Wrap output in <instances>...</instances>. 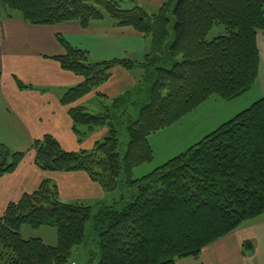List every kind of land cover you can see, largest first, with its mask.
Instances as JSON below:
<instances>
[{
	"label": "trees",
	"instance_id": "trees-1",
	"mask_svg": "<svg viewBox=\"0 0 264 264\" xmlns=\"http://www.w3.org/2000/svg\"><path fill=\"white\" fill-rule=\"evenodd\" d=\"M120 1L0 0V12L18 13L29 24L76 22L87 28L108 16L149 39L141 60L95 61L56 34L64 52L54 59L81 77L61 97L73 133L79 142L98 129L106 133L91 148L77 151L65 150L46 134L30 147L34 164L44 171H83L108 196L120 185L123 189L111 204L100 202L93 211L90 204L63 201L56 185L43 180L4 209L0 264H67L84 243L88 224L97 236L98 264H176L198 257L205 246L264 212V96L161 165L132 175L153 160L149 137L211 97L232 101L256 83L264 0H164L153 13L139 5L122 8ZM214 25L225 33L208 40ZM114 66L139 69L135 84L111 100L98 94V112L81 105ZM16 84L30 88L17 79ZM24 154L0 143V177ZM22 225L55 228L56 244L22 237ZM251 251L252 242L245 241L242 254Z\"/></svg>",
	"mask_w": 264,
	"mask_h": 264
},
{
	"label": "crops",
	"instance_id": "crops-1",
	"mask_svg": "<svg viewBox=\"0 0 264 264\" xmlns=\"http://www.w3.org/2000/svg\"><path fill=\"white\" fill-rule=\"evenodd\" d=\"M126 1L142 6L146 10H157L164 0ZM6 15L7 13L1 10L0 143L11 151L25 152V154L12 172L0 177V217L8 203L17 201L23 193L36 190L46 179L56 185L59 197L63 201H81L90 205L92 202H104L109 196L85 172L44 171L33 161L34 153L30 147L34 140L46 134L53 136L65 150L77 151L81 148H91L106 133L105 129H98L89 133L81 142L73 133L68 107L61 103V97L68 88L79 83L81 77L62 69L54 59L64 52L56 34H61L71 46L87 50L95 61L113 58L141 60L149 46V40L129 26L115 25L109 17L92 21L87 28H82L76 22L33 25L23 21L18 13H12L11 17ZM256 41L259 51L258 78L248 92L231 101L235 102L236 109L239 107L237 110L234 109V113L264 96L263 31L257 32ZM137 70L114 66L108 80L83 97L79 101L80 104L90 111L98 112L101 108L98 97L103 96L104 99L111 100L133 86L140 74L136 73L139 72ZM16 79L30 88H19ZM209 102L223 106L227 101L211 97L200 105L199 109L187 115L189 123L188 120L186 121V116L149 137L154 157L148 163L150 168L142 170L140 176L203 137L200 135L191 139V130L198 127L197 123L202 128L195 133L207 129L206 123L213 122L214 119H216L214 124L211 123L213 127L232 116L233 109H225L210 116L207 113L198 117L200 109ZM204 121L206 122L203 123ZM169 130L184 133L185 139H190V142L184 144V139H176L177 134L174 131L163 135L160 139L157 138ZM142 166L135 169V174L143 168ZM135 174L132 172V175ZM245 241L252 242V251L248 255L242 254V245ZM176 264H264V212L205 246L198 257L178 259Z\"/></svg>",
	"mask_w": 264,
	"mask_h": 264
},
{
	"label": "rangeland",
	"instance_id": "rangeland-1",
	"mask_svg": "<svg viewBox=\"0 0 264 264\" xmlns=\"http://www.w3.org/2000/svg\"><path fill=\"white\" fill-rule=\"evenodd\" d=\"M90 4H92V3H90ZM133 4L131 2L126 1V0L120 1V7H122V8H131L134 6ZM95 6L98 7L97 5H95ZM99 9L102 10L101 8H99ZM146 11L149 13L150 12L153 13L156 10L155 9H147ZM106 17H108V16H106ZM224 33H225V30H224L223 26L214 25L213 28L210 30V32L207 34V39L211 40L214 37H216L220 34H224ZM137 71H139V72H136V73H140L139 69ZM213 102H209V104H207V105L204 104L205 106H203V108L200 109V114H198V117L201 115H206L207 113H209V116H210V115H212L218 111H223L225 109L226 110L233 109L232 116H234L237 112H239L243 108H246V107H243V108L239 109L236 113H234V109L237 110L239 108V107H237V109H236L235 102H231V101H227L226 103L222 102V103H225V105H223V106L222 105H216V103H213ZM250 104L251 103H249V105ZM249 105H247V106H249ZM197 109H199V107ZM208 111H210V112H208ZM188 119H189V116H187L186 121ZM215 120L216 119H214L213 122H211L209 119L210 122L206 123L207 129L204 128L201 132L195 133L196 130H198L199 128H202L201 125H199L197 123L198 127H194L191 130V133H192L191 139L198 138V136H200V135L204 136L205 134H208L213 129H215L218 126V123L214 127L211 126V123L214 124ZM224 120H226V119H224ZM205 122L206 121H204L203 123H205ZM188 123H189V120H188ZM186 127H187V124H186ZM205 130H206V132H205ZM173 131L175 132L176 130H169L168 132H163L164 134L157 136V138L160 139L163 135L173 133ZM175 134H177L175 137L176 139H182V140L184 139L183 140L184 144H188L190 142V139H185L186 135L184 133L175 132ZM164 138H166V136H164ZM156 162H158V161H156ZM148 165L149 164H146L144 166L141 165L143 168H141V170H139V172H137V174H135L136 172L134 170L133 173L135 175H133V177L134 178L137 176L140 177V174H142L140 172L142 170H147L148 168H150V166H148ZM122 189L123 188L120 185L118 190L115 193H112L109 197L106 198V200L104 201L105 202L104 205L111 204L113 201L112 198L117 199L119 197V195L122 193ZM91 205H92L93 211H95L100 207L101 204L98 205V203L92 202ZM20 233H21V236L24 238L39 237L46 244H49V245L56 244V230L53 227L41 226L39 228H31L27 225H22L20 228ZM99 259H100V250H99V245H98V241H97V236L95 234V231L91 230L89 227V224H88L86 234H85V238H84V243L72 251V254H71L70 259H69L67 264H98Z\"/></svg>",
	"mask_w": 264,
	"mask_h": 264
}]
</instances>
